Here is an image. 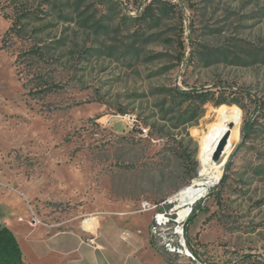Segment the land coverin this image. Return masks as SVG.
Returning <instances> with one entry per match:
<instances>
[{
	"label": "rangeland",
	"instance_id": "rangeland-1",
	"mask_svg": "<svg viewBox=\"0 0 264 264\" xmlns=\"http://www.w3.org/2000/svg\"><path fill=\"white\" fill-rule=\"evenodd\" d=\"M143 12L155 24H138ZM175 88L238 101L219 110L239 119L226 178L181 223L195 261L165 252L152 212H136L190 182L217 114H189ZM111 211L148 230L150 264H264V0H0V222L26 259L61 264L37 260L45 225L92 217V233Z\"/></svg>",
	"mask_w": 264,
	"mask_h": 264
},
{
	"label": "crops",
	"instance_id": "crops-1",
	"mask_svg": "<svg viewBox=\"0 0 264 264\" xmlns=\"http://www.w3.org/2000/svg\"><path fill=\"white\" fill-rule=\"evenodd\" d=\"M134 214L120 211L103 212L96 216L97 224L92 233H83L79 221L51 222L45 225L49 228L46 230L47 235L33 240L37 260H41L39 261L41 263L48 257L58 258L61 264H150L142 249L146 251L148 249L147 255L149 253L153 257L161 255L151 253L148 230L134 224L132 217L124 218ZM110 215L119 216V219L109 217L108 220L104 219ZM149 218L151 219V216ZM0 223L6 225V222ZM11 231L15 235V230ZM67 239L75 241V246L68 245ZM90 239H93L92 242L96 246ZM18 244L20 247V243ZM23 259L25 262L35 264V261L26 259L24 255Z\"/></svg>",
	"mask_w": 264,
	"mask_h": 264
},
{
	"label": "bare ground",
	"instance_id": "bare-ground-1",
	"mask_svg": "<svg viewBox=\"0 0 264 264\" xmlns=\"http://www.w3.org/2000/svg\"><path fill=\"white\" fill-rule=\"evenodd\" d=\"M238 124V114L235 111H220L214 121L209 123L201 134L196 175L168 199L169 203H178L174 207V210H177L174 212L176 214L174 221L177 223L176 233L181 232L180 225L189 216L191 207L206 196L220 180L226 160L238 139ZM226 134L228 137L222 155L216 161L213 158L214 152ZM87 223L88 221L84 223L85 228L90 227ZM95 223H97L96 218ZM186 252L189 254L188 250Z\"/></svg>",
	"mask_w": 264,
	"mask_h": 264
},
{
	"label": "trees",
	"instance_id": "trees-1",
	"mask_svg": "<svg viewBox=\"0 0 264 264\" xmlns=\"http://www.w3.org/2000/svg\"><path fill=\"white\" fill-rule=\"evenodd\" d=\"M146 10V9H145ZM164 12V9H161ZM144 12L138 18V24L140 22H147L148 24H155L157 20V15L148 14L147 17ZM13 28V27H11ZM50 89H42L41 93L48 91ZM220 89H190V90H181L178 88L172 89L170 91V97L175 100V103L182 104L184 102L187 103L186 110L191 115H200L203 111V105L206 103H211L215 106L217 111L216 116L220 112L219 110L228 105L238 104V101L231 99L228 100ZM232 110V109H230ZM215 116V118H216ZM214 118V119H215ZM211 120L210 123L212 121ZM196 175V168L193 167L190 171L189 178L192 179ZM226 176L222 175V178L219 183H223ZM201 200V199H200ZM196 210V206L192 207L191 213L188 216V220H191L194 212ZM0 264H31L25 262L23 259V255L21 249L19 247L18 241L13 234V232L5 225L0 223Z\"/></svg>",
	"mask_w": 264,
	"mask_h": 264
},
{
	"label": "built area",
	"instance_id": "built-area-1",
	"mask_svg": "<svg viewBox=\"0 0 264 264\" xmlns=\"http://www.w3.org/2000/svg\"><path fill=\"white\" fill-rule=\"evenodd\" d=\"M127 121L131 127H134V126L137 127L140 130L139 132H141V134L145 135L147 133V129L144 128L143 125H137V121L135 119L127 117ZM168 199H166L162 202H159V203H153L147 199H142L139 202V205L136 209V212L137 213L152 212L151 224H150V233L152 234V237L156 241V243H158L160 245V247L163 246L162 248L165 250V252H168L170 254H175L178 256H185L188 259L195 261L196 258L194 256V254L186 246V243H185V240L183 237V229H182L181 225H180L181 226V232L180 233L175 232L177 225L174 229V232L178 235V239L172 238V237H167V235H166L167 224L171 220L170 215L172 214V211H174V209H171L170 211H166L164 209L161 210L160 208H162L164 204L169 203ZM192 207H191V210H192ZM87 221H88L87 224H89L90 227L85 228L84 223H86ZM93 225H94V222L92 220V217L85 218L81 221V227L84 231L91 230ZM92 240L93 239H90L91 242H92ZM186 250L189 251V254L186 252Z\"/></svg>",
	"mask_w": 264,
	"mask_h": 264
},
{
	"label": "water",
	"instance_id": "water-1",
	"mask_svg": "<svg viewBox=\"0 0 264 264\" xmlns=\"http://www.w3.org/2000/svg\"><path fill=\"white\" fill-rule=\"evenodd\" d=\"M231 126H232V124H231ZM227 137H228V134H226L225 137L221 140L218 148L214 152V155H213L214 160L217 161L220 159L222 152H223V149H224V146L226 144Z\"/></svg>",
	"mask_w": 264,
	"mask_h": 264
}]
</instances>
